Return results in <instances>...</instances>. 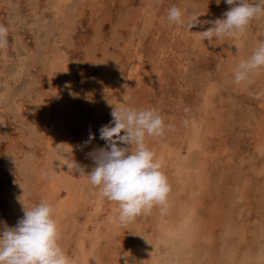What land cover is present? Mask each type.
Wrapping results in <instances>:
<instances>
[{
    "label": "rangeland",
    "instance_id": "1",
    "mask_svg": "<svg viewBox=\"0 0 264 264\" xmlns=\"http://www.w3.org/2000/svg\"><path fill=\"white\" fill-rule=\"evenodd\" d=\"M174 5L184 26L167 20ZM229 7L0 0V228L23 217L20 199L46 200L75 264H124L121 252L130 264H264V69L241 83L233 74L264 41V16L202 40L205 22ZM122 97L155 108L167 126L145 141L168 178L167 205L129 223L86 175L58 162L94 167L90 154L107 143L99 129Z\"/></svg>",
    "mask_w": 264,
    "mask_h": 264
},
{
    "label": "clouds",
    "instance_id": "2",
    "mask_svg": "<svg viewBox=\"0 0 264 264\" xmlns=\"http://www.w3.org/2000/svg\"><path fill=\"white\" fill-rule=\"evenodd\" d=\"M229 9L222 18L210 22L211 27L200 32V38L213 44V40L242 33L250 22L264 16V0H225ZM217 5L221 0H216ZM195 14L187 21L190 29L200 24ZM170 24L185 25L184 12L177 6L167 11ZM8 28L0 25V48L7 45ZM260 69H264V41L258 42L252 54L234 68L236 83L247 82ZM124 104H113L112 120L99 129L106 146L91 153L94 167L85 172L72 158L69 171L86 175L100 195L117 202L119 221L129 223L142 214H148L154 206H166L170 193L167 176L161 171L155 153L146 144V137H161L167 127L155 108L137 109L130 106L127 97ZM89 139H94L90 134ZM124 145V146H121ZM72 152V148H71ZM22 203L23 217L15 226L6 223L0 228V264H75L61 247L60 229L54 218L53 206L46 200L31 205ZM124 264H130V253L121 252ZM95 259V258H94Z\"/></svg>",
    "mask_w": 264,
    "mask_h": 264
},
{
    "label": "bare ground",
    "instance_id": "3",
    "mask_svg": "<svg viewBox=\"0 0 264 264\" xmlns=\"http://www.w3.org/2000/svg\"><path fill=\"white\" fill-rule=\"evenodd\" d=\"M264 257V256H263Z\"/></svg>",
    "mask_w": 264,
    "mask_h": 264
}]
</instances>
